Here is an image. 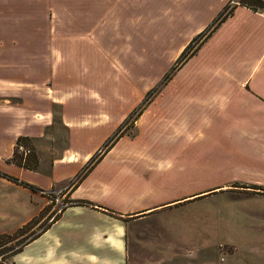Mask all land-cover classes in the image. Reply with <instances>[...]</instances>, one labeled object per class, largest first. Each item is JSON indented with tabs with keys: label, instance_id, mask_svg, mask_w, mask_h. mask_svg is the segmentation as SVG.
Here are the masks:
<instances>
[{
	"label": "crops",
	"instance_id": "obj_1",
	"mask_svg": "<svg viewBox=\"0 0 264 264\" xmlns=\"http://www.w3.org/2000/svg\"><path fill=\"white\" fill-rule=\"evenodd\" d=\"M20 138L29 165L14 159ZM259 176L264 9L239 0H0V235L49 218L45 192L66 188L69 198L4 264H127L131 222Z\"/></svg>",
	"mask_w": 264,
	"mask_h": 264
},
{
	"label": "rangeland",
	"instance_id": "obj_2",
	"mask_svg": "<svg viewBox=\"0 0 264 264\" xmlns=\"http://www.w3.org/2000/svg\"><path fill=\"white\" fill-rule=\"evenodd\" d=\"M125 131H134L129 122ZM169 187L161 185L165 190ZM62 190L58 200L55 194L49 197L51 216L26 228L8 245L24 242L27 234L37 233L69 204L68 189ZM128 251L127 264H264V176L257 182H229L175 204L163 203L148 217L128 225Z\"/></svg>",
	"mask_w": 264,
	"mask_h": 264
},
{
	"label": "trees",
	"instance_id": "obj_3",
	"mask_svg": "<svg viewBox=\"0 0 264 264\" xmlns=\"http://www.w3.org/2000/svg\"><path fill=\"white\" fill-rule=\"evenodd\" d=\"M239 3L241 5L247 6L252 8L253 10H257V9H264V2H262L261 0H239ZM231 13V9L230 6H226L224 11L220 14V16L216 19V21H214L213 24L210 25V27L204 31L201 35H199L197 38H195L186 48L185 50L182 52V54L180 55L179 59L176 62L175 66H178L181 64L182 61H184L188 56H190L191 54H193V52L196 50L197 46H198V42L199 40H201V38H203L205 36V33L212 27L215 26L216 24H219L221 21H223L225 19V17H227L229 14ZM207 36V35H206ZM205 38V37H204ZM175 68V67H174ZM173 68V69H174ZM169 75V74H168ZM165 76V78H167V76ZM159 87V86H158ZM155 87L150 93H148V97L150 96V94H152L153 92H156L159 88ZM115 138V137H114ZM114 138H111L105 145L106 150H108V148H110V146L113 144ZM25 144V138H20L18 145H17V149L15 151V161L19 164H25V165H29L28 162L23 160V155L19 156V148L20 146ZM98 160V158L94 157L92 158V160L90 161V163L88 164V166H93L95 164V162ZM9 178H11L8 175H5ZM77 178L74 179L73 183L74 184L76 182ZM45 215V214H44ZM58 215V214H57ZM56 215L55 219L58 217ZM43 218V214H41V217L32 220L30 223H28L27 225L23 226L22 228H20L17 232H15L14 234H1L0 235V264H3L4 261H6V259L8 257H12L13 255L17 254L18 252H20L23 247L31 240H33L39 233H33L31 234H27V236H29V238H27L24 242H21L20 244H17L15 246L13 245H8L10 242H12L15 239H19L20 236L24 235V231L26 230V228H32L35 224L39 223V221ZM26 233V232H25Z\"/></svg>",
	"mask_w": 264,
	"mask_h": 264
},
{
	"label": "built area",
	"instance_id": "obj_4",
	"mask_svg": "<svg viewBox=\"0 0 264 264\" xmlns=\"http://www.w3.org/2000/svg\"><path fill=\"white\" fill-rule=\"evenodd\" d=\"M20 150H25L23 146H20L19 148ZM26 151V150H25ZM63 190L60 189V190H53V191H50V192H45L47 195H51V194H55L56 195V200H58L59 196H60V193L62 192ZM65 206L61 207L58 211L55 212L54 216L51 218V220H53L57 214H59L62 209L64 208Z\"/></svg>",
	"mask_w": 264,
	"mask_h": 264
}]
</instances>
